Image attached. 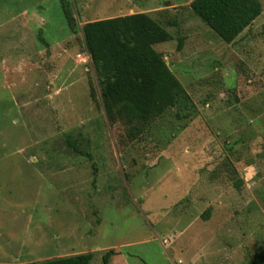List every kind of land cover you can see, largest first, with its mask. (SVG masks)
Segmentation results:
<instances>
[{
  "label": "rangeland",
  "instance_id": "obj_1",
  "mask_svg": "<svg viewBox=\"0 0 264 264\" xmlns=\"http://www.w3.org/2000/svg\"><path fill=\"white\" fill-rule=\"evenodd\" d=\"M190 1L67 0L73 28L62 0H0V264H252L264 250V0L230 43ZM129 5L171 31L155 48L191 96L134 137L106 116L82 31Z\"/></svg>",
  "mask_w": 264,
  "mask_h": 264
},
{
  "label": "trees",
  "instance_id": "obj_2",
  "mask_svg": "<svg viewBox=\"0 0 264 264\" xmlns=\"http://www.w3.org/2000/svg\"><path fill=\"white\" fill-rule=\"evenodd\" d=\"M62 1L65 16L75 28L71 5ZM190 8L228 43L249 28L263 11L260 0H192ZM82 31L87 53L101 81L100 96L106 116L113 124H124L130 136L141 133L170 108L191 102L164 54L155 48L171 41L173 34L150 13L88 21ZM110 254L111 251L103 256L104 264H109ZM92 259L91 253H79L30 264H90ZM251 262L264 264V250Z\"/></svg>",
  "mask_w": 264,
  "mask_h": 264
},
{
  "label": "crops",
  "instance_id": "obj_3",
  "mask_svg": "<svg viewBox=\"0 0 264 264\" xmlns=\"http://www.w3.org/2000/svg\"><path fill=\"white\" fill-rule=\"evenodd\" d=\"M191 1H192V0H191ZM191 1H190V2H191ZM190 2H189V3H190ZM128 8H131L132 11H134V13L136 12L135 10H137V12H148V13H150L152 16H153V13H155L154 11L151 10V8L146 9V7L143 8V7H141V6H138V7H136V8H135V7L132 8V6L129 5ZM155 11H156V10H155ZM116 16H118V15H116ZM116 16H113V17H116ZM119 16H120V15H119ZM110 17H111V16H110ZM153 17H154V16H153ZM92 20H94V19H90L89 21H92ZM86 22H88V21L86 20ZM86 22H85V23H86ZM22 41H23V40H21V44H22ZM19 45H20V42H19Z\"/></svg>",
  "mask_w": 264,
  "mask_h": 264
},
{
  "label": "built area",
  "instance_id": "obj_4",
  "mask_svg": "<svg viewBox=\"0 0 264 264\" xmlns=\"http://www.w3.org/2000/svg\"><path fill=\"white\" fill-rule=\"evenodd\" d=\"M81 56H82V55H81ZM81 56H80V57H81ZM85 56H86V55H85ZM86 57L89 58V59L91 58V56H90L89 54H87ZM81 58H82V57H81ZM82 60L85 61L83 58H82Z\"/></svg>",
  "mask_w": 264,
  "mask_h": 264
}]
</instances>
